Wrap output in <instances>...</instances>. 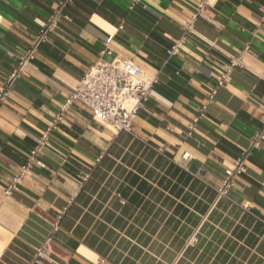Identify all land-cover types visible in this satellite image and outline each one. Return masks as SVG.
<instances>
[{
	"label": "crops",
	"instance_id": "1",
	"mask_svg": "<svg viewBox=\"0 0 264 264\" xmlns=\"http://www.w3.org/2000/svg\"><path fill=\"white\" fill-rule=\"evenodd\" d=\"M57 2L0 0V88ZM198 2L66 6L0 104V264H264V141L218 195L263 126L264 0H217L184 33ZM115 55L157 76L132 131L74 103L29 161L87 68ZM230 55L244 65L209 98Z\"/></svg>",
	"mask_w": 264,
	"mask_h": 264
},
{
	"label": "built area",
	"instance_id": "2",
	"mask_svg": "<svg viewBox=\"0 0 264 264\" xmlns=\"http://www.w3.org/2000/svg\"><path fill=\"white\" fill-rule=\"evenodd\" d=\"M216 1L199 0L197 8L192 13L190 19L182 23L184 33L191 32L192 22L198 17H204L206 11ZM71 2L72 0H58L57 5L43 21L30 47L23 52L8 74L4 85L0 88V104L7 98L11 83L24 74L25 67L31 64L35 58V51L39 44L48 41L50 33L57 27L62 18L69 19L65 13V8ZM110 40L111 36L104 39V48L100 51L101 54L112 53L109 47ZM179 42L180 40L173 41L167 49L168 56L178 53ZM243 65L244 63L240 55H230L225 69L217 78L215 86L208 97L212 98L216 89L225 85L226 78L231 69ZM156 82L157 76L155 74L149 73L141 65L127 57L115 55L110 61L98 60L87 68L77 86L68 92L59 113L54 117L49 128L42 132L40 140L29 151V161L37 158L42 144L48 140L50 130L56 127L62 120L63 115L74 103L86 108L92 118L103 126L115 132H131L133 119L139 109L152 96L153 85ZM262 141H264V116L263 126L253 134L248 148L241 150L230 160L226 175L222 180L221 186L218 188V195H225L227 189L234 185L235 178L245 172L248 156L260 146ZM190 157L188 152L183 154L184 159H189ZM27 167H23L22 171L14 177L13 182L23 175ZM12 188H14V183L10 184L5 192L9 193ZM46 243L47 241L37 251L38 257H42L46 252Z\"/></svg>",
	"mask_w": 264,
	"mask_h": 264
}]
</instances>
